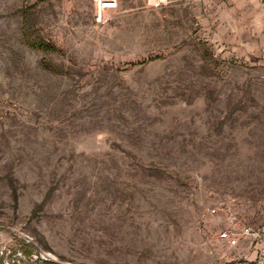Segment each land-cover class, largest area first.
<instances>
[{"label":"rangeland","instance_id":"rangeland-1","mask_svg":"<svg viewBox=\"0 0 264 264\" xmlns=\"http://www.w3.org/2000/svg\"><path fill=\"white\" fill-rule=\"evenodd\" d=\"M0 264H264V0H0Z\"/></svg>","mask_w":264,"mask_h":264},{"label":"built area","instance_id":"built-area-1","mask_svg":"<svg viewBox=\"0 0 264 264\" xmlns=\"http://www.w3.org/2000/svg\"><path fill=\"white\" fill-rule=\"evenodd\" d=\"M121 0H92V12L95 21L101 22L107 18V13L109 11H116L119 8ZM231 208L229 205H224L221 208H212L210 210L211 214H215L218 211L222 212L224 215L231 214ZM221 239L230 240V233L228 231H223L219 234Z\"/></svg>","mask_w":264,"mask_h":264},{"label":"trees","instance_id":"trees-1","mask_svg":"<svg viewBox=\"0 0 264 264\" xmlns=\"http://www.w3.org/2000/svg\"><path fill=\"white\" fill-rule=\"evenodd\" d=\"M31 44L34 45V46H37V47H39L41 49H44V50H50V48L53 47L52 45H50V43H45L42 40H34ZM47 64H44L43 66L46 65L45 67L48 68V69H50V66L51 65H49V64L47 65Z\"/></svg>","mask_w":264,"mask_h":264}]
</instances>
